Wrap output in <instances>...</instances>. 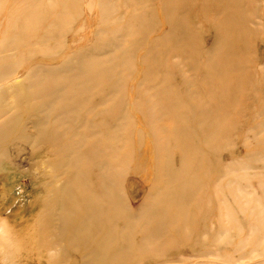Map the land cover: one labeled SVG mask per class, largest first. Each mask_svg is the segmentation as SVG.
<instances>
[{"label":"rangeland","instance_id":"rangeland-1","mask_svg":"<svg viewBox=\"0 0 264 264\" xmlns=\"http://www.w3.org/2000/svg\"><path fill=\"white\" fill-rule=\"evenodd\" d=\"M0 130V264H264V0H0Z\"/></svg>","mask_w":264,"mask_h":264},{"label":"bare ground","instance_id":"bare-ground-1","mask_svg":"<svg viewBox=\"0 0 264 264\" xmlns=\"http://www.w3.org/2000/svg\"><path fill=\"white\" fill-rule=\"evenodd\" d=\"M20 80L18 79L17 81H15V84L17 85L16 87V91H20V95L18 96V102H21L23 100L25 101H29L32 96H33V93L31 92H28L22 85H20L19 83H21L22 81V77L19 76ZM28 82H33L35 77L34 76H27V78H25ZM12 93V92H11ZM4 135V131L3 130H0V141H1V138L3 137ZM73 160L70 159V161H66L67 164H72L74 165L75 167L76 166H79V162H80V158H78V163L74 164V163H71ZM118 168V167H116ZM55 170L56 172H59L61 173L62 175L64 174L63 171L60 172V169L57 165H55ZM117 175H119V172L117 173ZM117 175H115L113 177V180H110L113 184L112 185H123V179L119 176L117 177ZM95 179V177H93V180ZM101 182L103 183V181L105 180V178L103 179V177L100 175V178L99 180L96 178V182ZM68 183L67 185H72L73 188H77L81 195L85 192V191H88V200H84L83 198V202L85 203V205L87 206V209H88V215H96V216H100L101 213L103 212V210L105 209V207L107 205H109L108 203H112L110 202L109 198L110 196L109 195H104L102 197H100L99 195L95 198V196L93 195V192L91 191V188H90V185H92V182L90 180V177L88 179V181H85L84 179L80 178V175L77 176L76 178H74L73 180L71 179H68L67 180ZM123 192L121 188H115L113 190V192L111 193V196L113 199L117 200V199H123L125 201H127V199L125 198L124 195L122 194H119V192ZM102 192H105L104 190ZM52 194H54V197L53 199L50 200L49 204L50 205H59V203L63 202L65 199L63 196H61L59 193H57L55 190L54 191H51ZM110 194V193H108ZM70 200V199H69ZM128 202V201H127ZM111 205V204H110ZM113 211V214L116 216L118 210H119V204L117 201H114L113 202V206H112V209ZM57 223H56V226L54 228L55 232L52 233L51 235V239L52 240H59V241H64L65 243H67L68 247L67 248H71L75 251H88L89 249L93 248L95 246L96 248V239H91L89 243H85L84 241H80L78 240L76 237H74L73 235L70 234V232L67 230V223H68V214L66 211L62 210L61 211V214H57ZM80 222L79 219H76L73 221V223L71 225H75V224H78ZM47 226L49 228H51L52 226V223L51 224H47ZM100 228V227H98ZM131 232H132V229L130 228ZM95 232L98 233V230H96ZM116 233L115 231H105L104 234H103V245L105 247L108 246V243L109 241L111 240H107L109 238L112 237L115 238V235H113L114 233ZM105 239L107 240V242H105ZM95 248L90 252V255H89V259L86 261L88 262H85L84 264H92L93 262V258L96 256V253L93 252L95 250ZM106 250V248H103ZM107 251V250H106ZM73 252V251H72ZM71 250L68 249V251H65L64 250V253H67L68 256H71L73 257V255L75 254H71L72 253ZM78 255V254H77ZM94 256V257H93ZM107 256V252L104 254V257ZM80 258H86L85 257V254L80 255Z\"/></svg>","mask_w":264,"mask_h":264}]
</instances>
